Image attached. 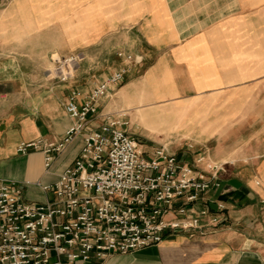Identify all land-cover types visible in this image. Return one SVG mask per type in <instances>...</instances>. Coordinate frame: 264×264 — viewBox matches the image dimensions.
<instances>
[{
	"label": "crops",
	"instance_id": "crops-1",
	"mask_svg": "<svg viewBox=\"0 0 264 264\" xmlns=\"http://www.w3.org/2000/svg\"><path fill=\"white\" fill-rule=\"evenodd\" d=\"M123 53V57L118 53ZM52 54H78L74 77L58 85L40 75ZM131 55L136 62L126 60ZM123 68V81L97 101L98 112L55 152L89 90ZM111 116L126 121L144 149L166 145L192 166L223 163L205 193L216 227L180 231L161 242L116 252L103 264H264V0H0V181L21 184L44 203L78 155L83 137Z\"/></svg>",
	"mask_w": 264,
	"mask_h": 264
},
{
	"label": "built area",
	"instance_id": "built-area-1",
	"mask_svg": "<svg viewBox=\"0 0 264 264\" xmlns=\"http://www.w3.org/2000/svg\"><path fill=\"white\" fill-rule=\"evenodd\" d=\"M125 58L137 63L131 55ZM80 60L78 54L50 55L44 80H71ZM124 72H113L81 104L76 101L78 90L68 94L65 109L75 123L61 142H21L17 151L42 148L49 169L55 152L91 122L97 101L123 81ZM127 125L106 116L85 134L77 157L54 183L42 186L51 193L44 203L27 201L21 184L0 181V264H103L112 253L220 223L223 204L211 211L204 195L219 187L224 164L200 156L195 164H204L206 170L198 169L164 144L144 149Z\"/></svg>",
	"mask_w": 264,
	"mask_h": 264
},
{
	"label": "rangeland",
	"instance_id": "rangeland-1",
	"mask_svg": "<svg viewBox=\"0 0 264 264\" xmlns=\"http://www.w3.org/2000/svg\"><path fill=\"white\" fill-rule=\"evenodd\" d=\"M47 66H48V62H47V64H45V67L43 68V70L45 69V68H47ZM41 71V73H40V75H42L43 76V74H44V71ZM54 85H58L57 83H55Z\"/></svg>",
	"mask_w": 264,
	"mask_h": 264
}]
</instances>
